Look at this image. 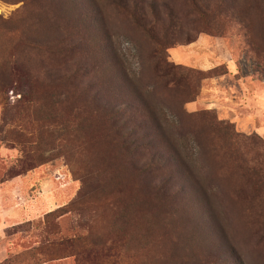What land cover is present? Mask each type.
Returning <instances> with one entry per match:
<instances>
[{
	"label": "rangeland",
	"instance_id": "obj_1",
	"mask_svg": "<svg viewBox=\"0 0 264 264\" xmlns=\"http://www.w3.org/2000/svg\"><path fill=\"white\" fill-rule=\"evenodd\" d=\"M197 1L0 0L4 264H264V0Z\"/></svg>",
	"mask_w": 264,
	"mask_h": 264
},
{
	"label": "crops",
	"instance_id": "obj_2",
	"mask_svg": "<svg viewBox=\"0 0 264 264\" xmlns=\"http://www.w3.org/2000/svg\"><path fill=\"white\" fill-rule=\"evenodd\" d=\"M209 52H198L197 55H201V58L198 61L197 67L204 70V71H208L211 70V67H206L205 63H206V55ZM176 54H178V59L179 62H184V63H189L187 62L188 59L187 58V52H176ZM230 55L231 54L230 52ZM231 63V62H229ZM229 67H231L229 65ZM222 92L221 91H217V90H210V88L205 87L203 88L202 92H201V98L195 102L198 106H208L207 102L212 103V107L216 108L219 110V113L221 112L219 108V104L217 101V98L221 97ZM238 95L241 96V94L239 93ZM209 100L205 101L206 97H209ZM245 97V100H247V103L244 102V109H243V114L246 115V120L248 121H254V120H258V114H260L261 116L264 114V101H261L262 106L260 107V102H259V95H257V101L254 100V97L252 95H250V93L247 95H243ZM231 111V113H227L226 118L228 119H233L231 118V115H233V112H236V108L235 107H231L229 108ZM259 115V116H260ZM8 196H2L0 195V200L4 203V201L7 200ZM4 208L0 209V264H4L5 260L9 257L7 255L8 250H7V244L9 241V237L7 236V230L10 228H13L17 225H19L18 221L15 222H11V220L13 219H17L19 220L20 217H22V219H24V211L22 208H20V206H18L17 209H12L10 210L7 206L3 205ZM44 264H74V262L71 259H60V260H56V261H52V262H48V263H44Z\"/></svg>",
	"mask_w": 264,
	"mask_h": 264
},
{
	"label": "trees",
	"instance_id": "obj_3",
	"mask_svg": "<svg viewBox=\"0 0 264 264\" xmlns=\"http://www.w3.org/2000/svg\"><path fill=\"white\" fill-rule=\"evenodd\" d=\"M65 2H67V4H69L72 8H78V0H65ZM193 6L196 10L200 11L201 7L199 6V3L197 0H192ZM123 6L124 9H126L127 11H129L133 18L135 19V21L137 22L138 26L140 28H142L147 34H149L150 37H152V39L158 43L160 46H162V41L159 40L157 38V36L155 35V33L153 32V28L151 27L150 23L147 21V15L145 10L141 7L139 8V6H135V8L132 10V7L129 6V3L127 2H123V4H121ZM152 9L154 10L155 5L154 3L151 4ZM137 11V12H136ZM81 14H83V12L80 11ZM87 18H85V20H88V17L91 18V16L87 13V15L85 16ZM181 66H183V64H181ZM186 67H189L187 65H184ZM199 71L202 72H211L213 71V69L208 70V71H203L200 69H197ZM194 101H190L189 103H193ZM219 225V224H218ZM220 227V226H219ZM222 231V234L224 233L222 228H220ZM224 235V234H223ZM225 238V236H223ZM226 240V239H225ZM233 253V252H232ZM236 259L243 264V261L240 259V257L236 254H234ZM214 264H222V260L221 259H216V261H214Z\"/></svg>",
	"mask_w": 264,
	"mask_h": 264
}]
</instances>
